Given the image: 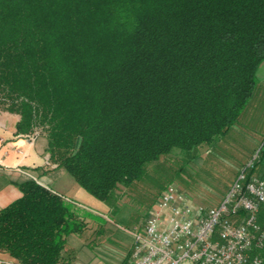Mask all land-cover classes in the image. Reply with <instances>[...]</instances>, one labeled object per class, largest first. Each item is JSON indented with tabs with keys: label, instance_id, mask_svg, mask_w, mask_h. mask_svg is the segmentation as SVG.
<instances>
[{
	"label": "trees",
	"instance_id": "obj_1",
	"mask_svg": "<svg viewBox=\"0 0 264 264\" xmlns=\"http://www.w3.org/2000/svg\"><path fill=\"white\" fill-rule=\"evenodd\" d=\"M263 61L264 0H0V110L111 212L148 165L224 136ZM16 186L0 253L67 264L93 215L34 178Z\"/></svg>",
	"mask_w": 264,
	"mask_h": 264
},
{
	"label": "rangeland",
	"instance_id": "obj_2",
	"mask_svg": "<svg viewBox=\"0 0 264 264\" xmlns=\"http://www.w3.org/2000/svg\"><path fill=\"white\" fill-rule=\"evenodd\" d=\"M256 75L257 82L245 107L224 136L189 154L173 149L148 165L141 180L116 190V206L112 212L108 206L102 215L87 211L93 219L86 222L89 226L82 231L80 239L102 243L105 245L101 254L103 260L108 264H121L125 252L124 262L130 253L131 231L144 221L157 194L166 185L179 186L194 203L216 206L239 171L248 164L252 166L246 169L247 175L264 178V61ZM257 220L264 228V205L260 207Z\"/></svg>",
	"mask_w": 264,
	"mask_h": 264
},
{
	"label": "built area",
	"instance_id": "obj_3",
	"mask_svg": "<svg viewBox=\"0 0 264 264\" xmlns=\"http://www.w3.org/2000/svg\"><path fill=\"white\" fill-rule=\"evenodd\" d=\"M251 166L239 171L216 206L194 203L179 186L166 185L131 231L124 264H261L264 229L257 215L264 205V178L247 175Z\"/></svg>",
	"mask_w": 264,
	"mask_h": 264
},
{
	"label": "crops",
	"instance_id": "obj_4",
	"mask_svg": "<svg viewBox=\"0 0 264 264\" xmlns=\"http://www.w3.org/2000/svg\"><path fill=\"white\" fill-rule=\"evenodd\" d=\"M17 119L16 114L0 110V208L20 197L16 183L34 178L86 211L99 215L106 213L107 205L78 186L63 168L49 164L43 136L14 134ZM44 169L48 171L41 172ZM81 233L70 234L66 238L63 256L69 258L67 264H93L96 260L105 262L101 256L105 245L82 241ZM124 256L121 264H124ZM0 264L17 263L6 253H0Z\"/></svg>",
	"mask_w": 264,
	"mask_h": 264
}]
</instances>
